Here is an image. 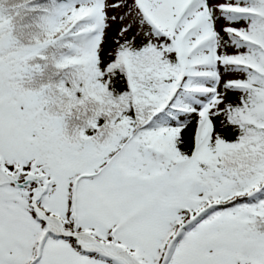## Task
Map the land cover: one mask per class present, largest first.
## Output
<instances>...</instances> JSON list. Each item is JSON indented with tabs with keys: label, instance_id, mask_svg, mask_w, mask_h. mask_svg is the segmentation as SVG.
<instances>
[{
	"label": "snow or ice",
	"instance_id": "snow-or-ice-1",
	"mask_svg": "<svg viewBox=\"0 0 264 264\" xmlns=\"http://www.w3.org/2000/svg\"><path fill=\"white\" fill-rule=\"evenodd\" d=\"M0 264H264V0H0Z\"/></svg>",
	"mask_w": 264,
	"mask_h": 264
}]
</instances>
